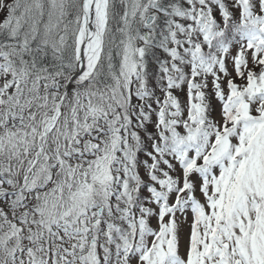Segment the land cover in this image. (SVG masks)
I'll return each mask as SVG.
<instances>
[{
    "label": "snow or ice",
    "instance_id": "snow-or-ice-1",
    "mask_svg": "<svg viewBox=\"0 0 264 264\" xmlns=\"http://www.w3.org/2000/svg\"><path fill=\"white\" fill-rule=\"evenodd\" d=\"M0 264H264V0H0Z\"/></svg>",
    "mask_w": 264,
    "mask_h": 264
}]
</instances>
